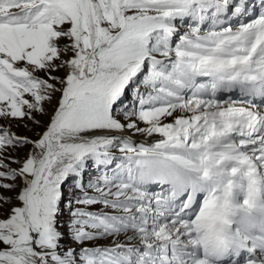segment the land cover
Wrapping results in <instances>:
<instances>
[{
	"label": "snow or ice",
	"instance_id": "obj_1",
	"mask_svg": "<svg viewBox=\"0 0 264 264\" xmlns=\"http://www.w3.org/2000/svg\"><path fill=\"white\" fill-rule=\"evenodd\" d=\"M0 264H264V0H0Z\"/></svg>",
	"mask_w": 264,
	"mask_h": 264
},
{
	"label": "rangeland",
	"instance_id": "obj_2",
	"mask_svg": "<svg viewBox=\"0 0 264 264\" xmlns=\"http://www.w3.org/2000/svg\"><path fill=\"white\" fill-rule=\"evenodd\" d=\"M13 130L17 131L21 135H29V136L33 135V133L27 132L23 127H21V128H15L14 127ZM19 155L23 156L24 152H20ZM13 166H15V165H13ZM66 219H67V214H65V216L62 218V220H66ZM65 231H66V229H65ZM65 243H71V241H65Z\"/></svg>",
	"mask_w": 264,
	"mask_h": 264
},
{
	"label": "bare ground",
	"instance_id": "obj_3",
	"mask_svg": "<svg viewBox=\"0 0 264 264\" xmlns=\"http://www.w3.org/2000/svg\"><path fill=\"white\" fill-rule=\"evenodd\" d=\"M125 135H127V133H125ZM133 139H135V140H142L143 137H141V136H135V137H133Z\"/></svg>",
	"mask_w": 264,
	"mask_h": 264
}]
</instances>
